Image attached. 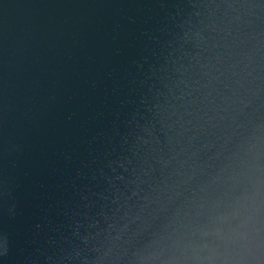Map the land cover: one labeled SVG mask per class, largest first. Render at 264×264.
<instances>
[{
  "label": "water",
  "instance_id": "obj_1",
  "mask_svg": "<svg viewBox=\"0 0 264 264\" xmlns=\"http://www.w3.org/2000/svg\"><path fill=\"white\" fill-rule=\"evenodd\" d=\"M0 264H264V0H0Z\"/></svg>",
  "mask_w": 264,
  "mask_h": 264
}]
</instances>
